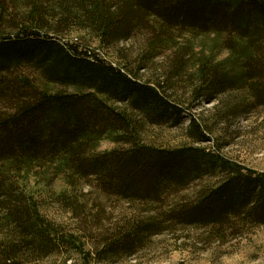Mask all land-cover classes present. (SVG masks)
I'll return each mask as SVG.
<instances>
[{
	"label": "trees",
	"instance_id": "trees-1",
	"mask_svg": "<svg viewBox=\"0 0 264 264\" xmlns=\"http://www.w3.org/2000/svg\"><path fill=\"white\" fill-rule=\"evenodd\" d=\"M9 1L0 0V212L10 229L24 237L26 248L52 253L55 229L16 175L56 162L68 172L72 188L92 177L103 192L151 201L161 190L213 170L226 173L225 181L194 208H176L133 227L122 239L128 255L145 235L159 233L156 218L171 226H217L228 215L244 213L247 221L264 224L263 174L244 173L238 164L205 149L159 150L142 144L127 110L163 124L173 117L178 123L185 109L155 85L64 37L73 29L88 31L109 49L148 34L155 52L170 47L179 35H223L234 62L199 59L196 96L212 102L216 94L244 89L264 106V0H11L14 8H24L17 16ZM8 17L14 34L5 31ZM238 48L246 54L239 56ZM27 67L48 87L15 74ZM189 119V137L200 144L210 141L205 126L196 117ZM107 136L131 147L94 153L93 144Z\"/></svg>",
	"mask_w": 264,
	"mask_h": 264
},
{
	"label": "rangeland",
	"instance_id": "rangeland-1",
	"mask_svg": "<svg viewBox=\"0 0 264 264\" xmlns=\"http://www.w3.org/2000/svg\"><path fill=\"white\" fill-rule=\"evenodd\" d=\"M9 3L11 13L23 14V6H18L19 11L11 0ZM11 20L8 17L5 23L8 34H14L8 27ZM64 37L133 72L140 82L155 85L174 104L185 109L178 123L173 117L167 123L151 124L139 111H128L122 102H110L127 110L142 144L159 150L205 149L238 164L244 173L252 170L264 175V106H258L244 89L216 94L212 102L206 96H196V89L201 88L196 76L199 59L212 57L217 63L234 62L225 47L227 37L179 35L170 47L155 52L149 48L148 34L121 41L109 49L102 47L95 34L88 31L73 29ZM236 53L246 54L243 48ZM15 74L30 78L39 88L48 87L32 68ZM189 117H196L205 126L210 141L200 144L189 137ZM130 147L108 136L93 144L96 154ZM64 173L56 162L34 166L16 175L20 185L34 197L40 214L53 225L52 238L56 241L50 254L45 249L26 248L24 237L10 229L0 212V264H264V224L247 221L244 213L228 215L217 226H171L162 223L165 219L156 218L161 223L159 233L145 235L129 255L121 248L124 236L138 223L150 222L154 216L176 208H194L202 196L225 181L226 173L220 169L182 186L161 190L157 201L108 194L92 177L78 181L72 188L66 177L68 172Z\"/></svg>",
	"mask_w": 264,
	"mask_h": 264
}]
</instances>
